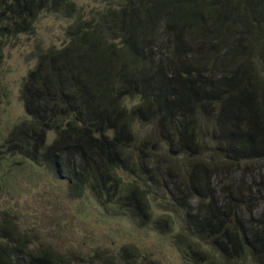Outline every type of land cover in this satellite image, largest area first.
I'll list each match as a JSON object with an SVG mask.
<instances>
[{
	"label": "trees",
	"instance_id": "16d2710c",
	"mask_svg": "<svg viewBox=\"0 0 264 264\" xmlns=\"http://www.w3.org/2000/svg\"><path fill=\"white\" fill-rule=\"evenodd\" d=\"M51 9L76 17L24 78L28 117L0 123V191L41 169L66 178L71 199L92 194L170 234L185 264H264V172L249 183L242 168L264 161V0H106L90 15L70 0H0V61ZM9 216L0 264H81L33 246ZM123 250L82 264H145Z\"/></svg>",
	"mask_w": 264,
	"mask_h": 264
},
{
	"label": "rangeland",
	"instance_id": "374dc122",
	"mask_svg": "<svg viewBox=\"0 0 264 264\" xmlns=\"http://www.w3.org/2000/svg\"><path fill=\"white\" fill-rule=\"evenodd\" d=\"M70 1L87 15L106 3V0ZM75 17L70 11L44 10L31 32L7 40L0 61V123L7 125V121L16 123L28 117L21 98L24 78L36 65L42 51L49 47L61 48L68 43L67 29ZM165 155L155 154V163L159 160L162 167L167 164ZM178 160L177 164H183L182 156ZM244 167L248 171L244 180L250 183L263 174L264 161H247L242 163ZM221 177H215L213 183L218 185L219 182L220 185ZM125 179L133 180L131 176H125ZM9 186L8 190L0 191V217L4 211L10 213L9 219L23 232L29 233L35 247L52 246L81 264L85 258L89 261L88 257L95 255L96 251L120 256L125 247L134 248L139 261L145 264H185L170 234L143 225L140 219H134L125 211L116 208L107 211L92 194L71 199L67 194L66 178L28 167L17 171ZM148 189L155 215L163 213L156 199L162 195L161 190L152 184ZM196 202L192 200L193 204ZM126 256L124 253L123 258Z\"/></svg>",
	"mask_w": 264,
	"mask_h": 264
}]
</instances>
